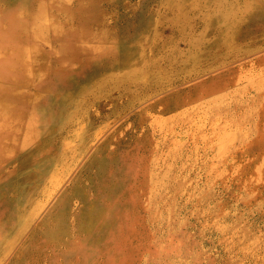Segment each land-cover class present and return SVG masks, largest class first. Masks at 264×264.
<instances>
[{
	"label": "rangeland",
	"instance_id": "374dc122",
	"mask_svg": "<svg viewBox=\"0 0 264 264\" xmlns=\"http://www.w3.org/2000/svg\"><path fill=\"white\" fill-rule=\"evenodd\" d=\"M0 96V264H264V0H0Z\"/></svg>",
	"mask_w": 264,
	"mask_h": 264
},
{
	"label": "bare ground",
	"instance_id": "6f19581e",
	"mask_svg": "<svg viewBox=\"0 0 264 264\" xmlns=\"http://www.w3.org/2000/svg\"><path fill=\"white\" fill-rule=\"evenodd\" d=\"M3 25V24H2ZM3 27H4V25H3ZM99 50V49H98ZM24 52V51H23ZM2 53V52H1ZM26 53V52H25ZM26 55V54H25ZM23 56V55H22ZM67 78H68V76H67V74L66 73H63L62 75H61V77H60V80L59 81H61V79L62 80H67ZM1 97V96H0ZM5 99V98H4ZM4 99H2V100H4ZM8 100V99H7ZM4 101H6V100H4ZM10 101V100H9ZM8 101V102H9ZM31 101H34V100H31ZM1 104H3V103H1ZM7 105V104H6ZM0 108H3L1 105H0ZM2 110H5L4 108L2 109ZM6 111V110H5ZM4 111V112H5ZM7 112V111H6ZM2 113V112H1ZM28 118V117H27ZM15 119V118H14ZM28 120V119H27ZM7 124V121L4 119V118H2V117H0V127L1 128H3L5 125ZM26 124V123H25ZM28 124V123H27ZM26 124V125H27ZM10 125V124H9ZM30 126V125H29ZM25 127V126H24ZM26 128H28V126H26ZM31 129V128H30ZM25 130V129H24ZM6 132V131H5ZM27 134V133H26ZM23 135H24V133H23ZM21 136V137H24V136ZM7 136H8V133H3V134H0V145L1 144H3V142L6 140V138H7ZM12 137V136H11ZM26 138V137H25ZM7 140H11V139H7ZM6 140V141H7ZM10 145V144H9ZM23 145V144H22ZM2 148V146H0V149ZM4 148V147H3ZM7 215V214H6ZM15 215V214H14ZM14 215H12V216H14ZM10 217H8V219H9ZM91 218V217H90ZM8 219H3V220H1L2 221V223H0V233H2V231L3 230H5V232L6 231H8L9 229H10V227H8V225L10 224V220H8ZM9 222H8V221ZM14 220V219H13ZM12 220V221H13ZM15 222V221H14ZM91 222H93V221H90V223ZM9 223V224H8ZM12 226H13V224H12ZM90 248H92V247H90ZM91 250V249H90Z\"/></svg>",
	"mask_w": 264,
	"mask_h": 264
}]
</instances>
